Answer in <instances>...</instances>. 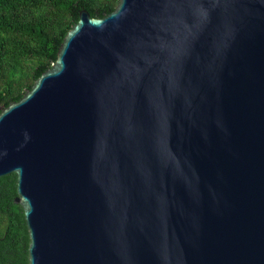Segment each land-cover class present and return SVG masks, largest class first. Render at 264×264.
<instances>
[{"label": "water", "instance_id": "water-1", "mask_svg": "<svg viewBox=\"0 0 264 264\" xmlns=\"http://www.w3.org/2000/svg\"><path fill=\"white\" fill-rule=\"evenodd\" d=\"M28 264H264V0L79 11L0 110Z\"/></svg>", "mask_w": 264, "mask_h": 264}, {"label": "trees", "instance_id": "trees-1", "mask_svg": "<svg viewBox=\"0 0 264 264\" xmlns=\"http://www.w3.org/2000/svg\"><path fill=\"white\" fill-rule=\"evenodd\" d=\"M119 0H0V110L19 100L56 60L79 11L104 17ZM17 176H0V264H28L24 210L14 201Z\"/></svg>", "mask_w": 264, "mask_h": 264}]
</instances>
